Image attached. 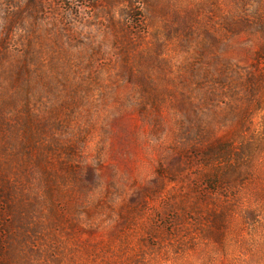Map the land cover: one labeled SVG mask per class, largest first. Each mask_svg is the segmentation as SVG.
Masks as SVG:
<instances>
[{"label": "rangeland", "instance_id": "374dc122", "mask_svg": "<svg viewBox=\"0 0 264 264\" xmlns=\"http://www.w3.org/2000/svg\"><path fill=\"white\" fill-rule=\"evenodd\" d=\"M0 264H264V0H0Z\"/></svg>", "mask_w": 264, "mask_h": 264}]
</instances>
